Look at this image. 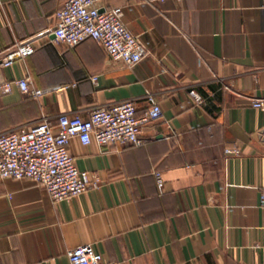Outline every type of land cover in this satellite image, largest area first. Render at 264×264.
Masks as SVG:
<instances>
[{
  "label": "crops",
  "instance_id": "1",
  "mask_svg": "<svg viewBox=\"0 0 264 264\" xmlns=\"http://www.w3.org/2000/svg\"><path fill=\"white\" fill-rule=\"evenodd\" d=\"M65 1L0 0V58L36 46L1 75L43 91L0 95V133L128 100L141 116L148 94L163 115L143 128L142 147L72 138L77 168L99 181L78 198L54 202L31 180L0 177V264H70L88 244L119 264H264V109L252 104L264 100V0H106L125 7L124 23L148 46L132 68L93 40L57 43Z\"/></svg>",
  "mask_w": 264,
  "mask_h": 264
},
{
  "label": "built area",
  "instance_id": "2",
  "mask_svg": "<svg viewBox=\"0 0 264 264\" xmlns=\"http://www.w3.org/2000/svg\"><path fill=\"white\" fill-rule=\"evenodd\" d=\"M106 0H66L56 14V25L51 34L55 41L74 48L87 40L100 44L111 59L127 67H134L149 55L147 44L139 39L124 23V6L103 3ZM148 3L165 0H145ZM182 1V0H179ZM264 8V2H263ZM36 51L35 41L18 44L0 58V95L10 94L14 87L23 94L37 98L41 90L31 87L29 78L7 81L2 68L23 61ZM96 81V78H95ZM191 97L197 106L204 104L203 97L194 89ZM148 109L139 116L133 100L98 106L90 117L62 114L54 126L43 117L36 124L13 132L0 133V177L31 180L43 188L54 202L78 198L99 181L87 171L77 168L70 153V141L77 137L83 145L97 143L104 147H142L147 139L142 136L145 127L155 125L163 115L159 99L154 94L146 96ZM253 107L264 109L263 99H253ZM230 153V149L227 150ZM238 153V151H236ZM158 187L164 188L161 172L155 173ZM260 206L264 215V190ZM70 264H119L106 261L94 245L88 244L69 252Z\"/></svg>",
  "mask_w": 264,
  "mask_h": 264
},
{
  "label": "clouds",
  "instance_id": "3",
  "mask_svg": "<svg viewBox=\"0 0 264 264\" xmlns=\"http://www.w3.org/2000/svg\"><path fill=\"white\" fill-rule=\"evenodd\" d=\"M185 173H186V177H187L188 179H191V177H192V175H193L192 170H191V167L186 168V169H185Z\"/></svg>",
  "mask_w": 264,
  "mask_h": 264
}]
</instances>
